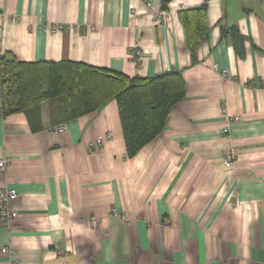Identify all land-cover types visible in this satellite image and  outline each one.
Wrapping results in <instances>:
<instances>
[{
	"label": "crops",
	"instance_id": "0c3cea01",
	"mask_svg": "<svg viewBox=\"0 0 264 264\" xmlns=\"http://www.w3.org/2000/svg\"><path fill=\"white\" fill-rule=\"evenodd\" d=\"M204 3L193 60L178 11ZM6 52L128 77L177 70L185 95L133 156L114 99L61 132L50 102L36 131L0 107V188L17 192L0 264H264V0H0Z\"/></svg>",
	"mask_w": 264,
	"mask_h": 264
},
{
	"label": "trees",
	"instance_id": "16d2710c",
	"mask_svg": "<svg viewBox=\"0 0 264 264\" xmlns=\"http://www.w3.org/2000/svg\"><path fill=\"white\" fill-rule=\"evenodd\" d=\"M170 0H161L165 8ZM206 4L178 11L185 32L186 47L193 60L202 36L208 33ZM237 54L242 39L232 28ZM185 95L181 72L166 71L150 77H128L102 67L76 61H18L6 52L0 55V107L2 115L23 113L31 130L41 128V110L50 102L49 116L54 125L67 122L101 108L114 99L125 150L135 155L165 127L167 115Z\"/></svg>",
	"mask_w": 264,
	"mask_h": 264
},
{
	"label": "built area",
	"instance_id": "2783aa9c",
	"mask_svg": "<svg viewBox=\"0 0 264 264\" xmlns=\"http://www.w3.org/2000/svg\"><path fill=\"white\" fill-rule=\"evenodd\" d=\"M160 15L161 14L159 12L157 17H159ZM134 54H136V56L134 57L136 62H139L138 61L139 58L137 56L141 54V50L138 48L135 49ZM238 118L239 117L237 115L232 117L233 120H238ZM66 127H67V122H62V123H59L57 125H54L52 129L55 132H61L64 129H66ZM108 136H109V134L106 135V137H108ZM103 141H104V137H97L94 140V143L96 144V146H100V145H102ZM94 143H93V145H94ZM224 160H225V163L227 165L232 163L233 153L231 150L227 149L224 152ZM8 163H9L8 157H0V171L1 172L6 170ZM15 198H17V192H16L15 188H12V187L0 188V222L8 223L11 219H13L15 217L16 212L10 206L11 201L14 200ZM114 211L116 212L115 209H113V212ZM2 250L6 251V249H2Z\"/></svg>",
	"mask_w": 264,
	"mask_h": 264
}]
</instances>
